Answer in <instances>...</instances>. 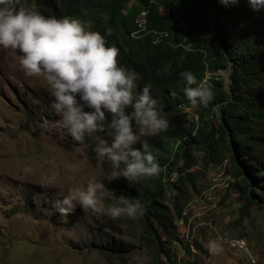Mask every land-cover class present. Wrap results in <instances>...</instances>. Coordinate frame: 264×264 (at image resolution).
Listing matches in <instances>:
<instances>
[{
    "label": "trees",
    "instance_id": "trees-1",
    "mask_svg": "<svg viewBox=\"0 0 264 264\" xmlns=\"http://www.w3.org/2000/svg\"><path fill=\"white\" fill-rule=\"evenodd\" d=\"M17 5L46 17L69 16L91 24L105 35L109 46L119 49L120 65L139 74L136 93L151 84L152 98L170 122L192 107L195 120L177 121L147 138L162 168L158 177L104 182L113 196L109 206L123 194L145 207V214L135 221L140 239L153 250L150 264H178V252L187 256L204 252L195 238L180 236L177 223H186L184 188L197 194V174L211 165L225 162V174L232 178L225 187L240 201L238 219L252 207L264 212V8L254 11L248 0L228 7L219 0H18ZM218 70L227 71L225 84L216 75ZM185 71H191L198 82L209 78L214 99L207 107L188 100L187 84L180 75ZM111 119L108 114L109 132ZM193 150L200 153L201 170L196 172L191 170ZM179 160L182 164L175 166ZM18 190L22 208L33 216L51 208V196L41 187ZM103 235L102 230L91 229L87 245L113 255L128 252L129 244Z\"/></svg>",
    "mask_w": 264,
    "mask_h": 264
},
{
    "label": "rangeland",
    "instance_id": "rangeland-1",
    "mask_svg": "<svg viewBox=\"0 0 264 264\" xmlns=\"http://www.w3.org/2000/svg\"><path fill=\"white\" fill-rule=\"evenodd\" d=\"M19 56L18 50L0 48V264H150L153 250L140 239L135 218L108 215L113 196L105 188L97 194L100 212L85 211L79 205L66 217L57 212L55 202L69 189L86 188L92 179L104 184L112 168L98 160L93 137L86 134L79 143L56 126L61 118L51 107L53 97L46 79L26 76ZM216 75L225 84L227 71L218 70ZM181 112L183 116L170 124L196 118L192 107ZM108 132L100 135L111 140ZM191 156L195 161L191 170H201L200 153L193 150ZM181 164L179 160L175 166ZM225 173V162L211 165L197 174V194L184 188L186 223H177L178 232L183 239L195 238L204 252L191 256L178 252V264H264V212L252 207L246 217L238 219L240 201L223 186ZM53 176L55 180L48 185ZM34 186L51 196V208L41 209L40 217L22 208L18 190ZM169 200L166 190L165 203ZM91 229L102 230L103 239L129 244L128 252L113 255L87 245ZM231 238H243L246 253L229 248ZM209 241H216L220 251L211 253Z\"/></svg>",
    "mask_w": 264,
    "mask_h": 264
},
{
    "label": "clouds",
    "instance_id": "clouds-1",
    "mask_svg": "<svg viewBox=\"0 0 264 264\" xmlns=\"http://www.w3.org/2000/svg\"><path fill=\"white\" fill-rule=\"evenodd\" d=\"M219 2L228 7L239 0ZM248 3L254 11L264 8V0ZM17 4L18 0H0V48L18 50L19 65L26 76L46 79L53 97L51 107L61 118L56 126L66 129L79 143L84 142L86 134L94 138L98 160L111 165L109 180L123 176L135 183L141 177H158L162 168L147 138L167 131L170 121L157 108L151 84L137 94L139 74L120 65L119 49L109 46L105 35L93 30L91 24L69 16L46 17ZM107 34L111 35L110 28ZM164 72H168L167 66ZM180 75L186 81L185 94L191 104L207 107L214 99L209 78L198 82L191 71ZM129 107L131 112L127 111ZM108 114L112 117L107 124L111 140L100 135L106 131ZM54 180V176L49 178L47 184ZM103 188L102 182L92 179L86 188L69 189L54 206L65 217L77 205L85 211L100 212L97 194ZM117 201L108 208L113 219L121 215L136 218L146 212L139 201L133 202L123 194ZM208 248L213 254L220 251L216 241H209Z\"/></svg>",
    "mask_w": 264,
    "mask_h": 264
},
{
    "label": "built area",
    "instance_id": "built-area-1",
    "mask_svg": "<svg viewBox=\"0 0 264 264\" xmlns=\"http://www.w3.org/2000/svg\"><path fill=\"white\" fill-rule=\"evenodd\" d=\"M230 181H232V178L228 175H225L222 179L223 186L225 187L227 185V182H230ZM227 245L229 248L237 252L246 253L247 251V246L243 238H231L227 240Z\"/></svg>",
    "mask_w": 264,
    "mask_h": 264
},
{
    "label": "water",
    "instance_id": "water-1",
    "mask_svg": "<svg viewBox=\"0 0 264 264\" xmlns=\"http://www.w3.org/2000/svg\"><path fill=\"white\" fill-rule=\"evenodd\" d=\"M67 136H68L69 139H72V137L69 134Z\"/></svg>",
    "mask_w": 264,
    "mask_h": 264
}]
</instances>
